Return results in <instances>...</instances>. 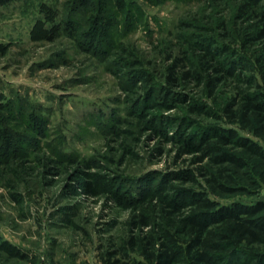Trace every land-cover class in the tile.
<instances>
[{
  "label": "rangeland",
  "instance_id": "374dc122",
  "mask_svg": "<svg viewBox=\"0 0 264 264\" xmlns=\"http://www.w3.org/2000/svg\"><path fill=\"white\" fill-rule=\"evenodd\" d=\"M263 10L264 0L0 6V125L14 140L0 156V264H104L116 250L145 264L129 243L149 227L138 216L157 215L160 198L180 201L177 189L220 206L264 202V157L231 140L223 149L242 164H216L202 144L234 130L264 153L221 110L247 88L235 63L258 48L243 40ZM216 62L225 76L209 95ZM201 166L224 169L228 192L212 193Z\"/></svg>",
  "mask_w": 264,
  "mask_h": 264
},
{
  "label": "trees",
  "instance_id": "16d2710c",
  "mask_svg": "<svg viewBox=\"0 0 264 264\" xmlns=\"http://www.w3.org/2000/svg\"><path fill=\"white\" fill-rule=\"evenodd\" d=\"M12 1L0 0V6ZM245 7V4L240 7L244 15L247 13L243 10ZM243 42L258 45L250 54L240 53L241 60L235 63V67L240 69L235 76L236 81L247 88L242 90L237 86L236 92L221 110L228 122L239 125L264 142V10L250 25ZM207 57L205 55V59ZM216 64L214 69L207 68L214 72V76L207 78L209 95L225 76L223 66L220 62ZM175 66L170 67L171 73ZM188 75L189 71L184 77ZM168 78L174 79L171 76ZM215 136V143H208L206 137L202 144L203 154H207L216 164L223 161L235 166L242 164L241 158L229 155L223 149L231 140L243 148V153L264 157L259 144L239 136L237 131L220 129ZM13 148L11 130L0 125V156H7ZM183 153H187V150H183ZM201 159L199 157L196 161L201 162ZM223 170L213 174L201 166L195 172H199L211 185L212 193H222L228 192L219 182ZM195 172L191 171L186 180L193 181ZM177 190L183 193L180 201L160 198L161 212L152 218H145L141 214L138 216L137 223L149 227L136 241L131 237L129 243L131 246L134 243L138 245L145 264H264V202L258 201L253 205L237 202L220 206L205 194H196L184 188ZM148 203L152 204V200ZM156 203L151 206H156ZM185 206L189 208L183 212ZM118 253L117 250L107 252L104 264H142L125 260L127 254L124 250L122 258L117 256Z\"/></svg>",
  "mask_w": 264,
  "mask_h": 264
}]
</instances>
